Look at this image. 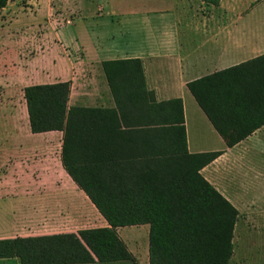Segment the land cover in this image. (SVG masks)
I'll list each match as a JSON object with an SVG mask.
<instances>
[{"label": "trees", "instance_id": "trees-1", "mask_svg": "<svg viewBox=\"0 0 264 264\" xmlns=\"http://www.w3.org/2000/svg\"><path fill=\"white\" fill-rule=\"evenodd\" d=\"M101 67L114 109L69 105L70 81L26 86L23 97L32 133L62 132V166L107 225L1 238L0 259L138 264L117 229L148 224L149 264H231L239 211L200 173L222 152L188 151L182 100L158 101L140 59ZM187 88L229 148L264 126V54Z\"/></svg>", "mask_w": 264, "mask_h": 264}, {"label": "crops", "instance_id": "crops-1", "mask_svg": "<svg viewBox=\"0 0 264 264\" xmlns=\"http://www.w3.org/2000/svg\"><path fill=\"white\" fill-rule=\"evenodd\" d=\"M104 4L100 9H107L106 14L113 15L116 20H97L96 29L86 26L82 36L74 38L81 57L79 60L64 58L66 69L62 71L61 78L52 77L39 83H29L34 76H24L21 82H8V77L4 78L6 85L20 90L21 101L16 103L10 100L8 104H4L0 116L13 122L16 127L20 125L25 128L22 132L14 130L7 137V140L13 142L9 169L16 175L13 174L12 190H18L19 175L26 171L25 166H33L32 162L28 163L24 159L29 151L44 153L38 161L34 159L36 162L51 161V170L55 175L54 184L61 185L67 179L74 183L61 163L62 132L32 133L29 130L23 89L32 84L70 81L69 105L114 109L101 62L137 58L142 63L146 86L154 91L158 101L176 98L182 100L188 151L222 152L203 167L200 173L241 214V203L236 191L231 188L229 181H222L219 177L232 171L236 156L264 152V126L237 145L227 147L189 92L187 83L264 54V18L251 17L263 6L264 0L251 3L249 0H236L235 4L232 0H220L218 6L207 5L201 0H120L117 4L106 0ZM27 62L29 60L23 58L20 64L13 67L18 68L21 73H30ZM2 68L7 74L8 65L3 64ZM55 69L52 61L50 72ZM44 134L47 137H38ZM229 175L230 173L228 178ZM103 220V226H106L107 223L104 218ZM134 226H144V235H147L148 224ZM121 228L117 229L119 235ZM2 233L4 231H0V239L12 238ZM139 240L140 243L135 242L134 246L141 244L140 249L145 253V264H149L148 244L143 237ZM126 262L131 263L116 261L90 264Z\"/></svg>", "mask_w": 264, "mask_h": 264}, {"label": "rangeland", "instance_id": "rangeland-1", "mask_svg": "<svg viewBox=\"0 0 264 264\" xmlns=\"http://www.w3.org/2000/svg\"><path fill=\"white\" fill-rule=\"evenodd\" d=\"M105 1L13 0L4 9H0V111L10 100L16 103L21 101L20 90L6 85L5 76L8 77V82H21L24 76H34L29 83H39L52 77L61 78L62 71L66 69L64 58L80 59L81 51L76 47L74 38H80L87 27L96 29L97 20H116L113 15L106 14L107 9H100ZM107 1L117 4L120 0ZM253 1L255 0H249V3ZM235 2L236 0H232V3ZM251 17L264 18V4ZM23 58L29 60L27 66L30 73H21L18 68L13 67L20 64ZM52 61L56 69L51 73ZM3 64L9 67L7 74L2 68ZM14 130L22 132L25 128L20 125L16 127L13 122L0 116L2 234L13 237L75 232L105 225L96 208L73 182L67 179L61 185L54 184L51 161L36 162L44 153L29 151L24 155V159L28 163L32 162L33 166H25L26 171L19 175L18 190H12L13 174L16 175L9 169L13 142L7 140V137ZM38 137L41 139L47 136L44 134ZM234 163L232 171L219 177L222 181H229L241 203V214L234 230L231 264H264V152L240 154L236 156ZM120 236L139 264H145L141 244L134 246L135 242L140 243L139 239L142 237L148 244V233L144 235V226L122 227ZM0 264L19 262L18 259L9 258L0 259Z\"/></svg>", "mask_w": 264, "mask_h": 264}]
</instances>
